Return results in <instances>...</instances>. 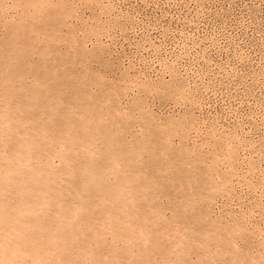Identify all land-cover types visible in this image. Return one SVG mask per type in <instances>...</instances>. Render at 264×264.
Segmentation results:
<instances>
[{
    "label": "rangeland",
    "instance_id": "obj_1",
    "mask_svg": "<svg viewBox=\"0 0 264 264\" xmlns=\"http://www.w3.org/2000/svg\"><path fill=\"white\" fill-rule=\"evenodd\" d=\"M0 264H264V0H0Z\"/></svg>",
    "mask_w": 264,
    "mask_h": 264
},
{
    "label": "bare ground",
    "instance_id": "obj_2",
    "mask_svg": "<svg viewBox=\"0 0 264 264\" xmlns=\"http://www.w3.org/2000/svg\"><path fill=\"white\" fill-rule=\"evenodd\" d=\"M21 164L20 163H16L15 164V169L14 170H18V169H20L21 167H19Z\"/></svg>",
    "mask_w": 264,
    "mask_h": 264
}]
</instances>
